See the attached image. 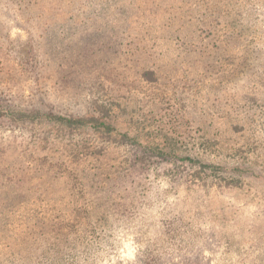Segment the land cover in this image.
Here are the masks:
<instances>
[{
  "label": "rangeland",
  "instance_id": "rangeland-1",
  "mask_svg": "<svg viewBox=\"0 0 264 264\" xmlns=\"http://www.w3.org/2000/svg\"><path fill=\"white\" fill-rule=\"evenodd\" d=\"M0 264H264V0H0Z\"/></svg>",
  "mask_w": 264,
  "mask_h": 264
},
{
  "label": "trees",
  "instance_id": "trees-1",
  "mask_svg": "<svg viewBox=\"0 0 264 264\" xmlns=\"http://www.w3.org/2000/svg\"><path fill=\"white\" fill-rule=\"evenodd\" d=\"M35 116L40 115L39 112H33ZM46 117L50 118L52 121H56L58 124L62 126H68V127H92L94 129H100L102 127H106L108 124L106 122L101 121L103 118L100 117H80V118H75V117H64L60 115H54V114H45ZM107 129L111 131V126H107Z\"/></svg>",
  "mask_w": 264,
  "mask_h": 264
}]
</instances>
